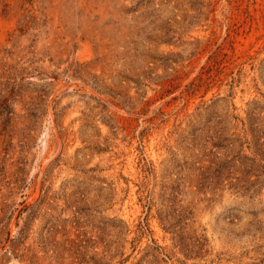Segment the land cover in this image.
Wrapping results in <instances>:
<instances>
[{"label": "rangeland", "instance_id": "obj_1", "mask_svg": "<svg viewBox=\"0 0 264 264\" xmlns=\"http://www.w3.org/2000/svg\"><path fill=\"white\" fill-rule=\"evenodd\" d=\"M0 264H264V0H0Z\"/></svg>", "mask_w": 264, "mask_h": 264}]
</instances>
